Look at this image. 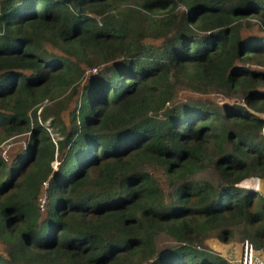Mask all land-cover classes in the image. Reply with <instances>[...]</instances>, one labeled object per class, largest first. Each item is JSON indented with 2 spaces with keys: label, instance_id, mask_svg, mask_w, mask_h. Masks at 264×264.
I'll return each mask as SVG.
<instances>
[{
  "label": "trees",
  "instance_id": "trees-1",
  "mask_svg": "<svg viewBox=\"0 0 264 264\" xmlns=\"http://www.w3.org/2000/svg\"><path fill=\"white\" fill-rule=\"evenodd\" d=\"M263 115L264 0H0V264L264 257Z\"/></svg>",
  "mask_w": 264,
  "mask_h": 264
},
{
  "label": "rangeland",
  "instance_id": "rangeland-1",
  "mask_svg": "<svg viewBox=\"0 0 264 264\" xmlns=\"http://www.w3.org/2000/svg\"><path fill=\"white\" fill-rule=\"evenodd\" d=\"M204 96L208 97L209 99H211L212 101L217 102V103L228 101V99L222 94L211 93V94H207ZM25 137H26L25 135H22V136H18L16 138H13L12 140L7 141L6 144H4L3 147L0 148V154L1 153L3 154L4 150H6L5 153L7 154V156L9 157V154L12 156V154H13L12 151H13L14 147L15 146L19 147L20 145L24 144V142L26 140ZM9 142H12V143L8 144ZM160 172L159 171L157 172L158 176H161ZM202 175L209 178V179L215 178L214 173L210 170L205 171ZM247 182L248 181L242 182V184H245ZM261 190H262V192H264V188H261ZM160 239L162 241L164 238L162 237ZM208 243L214 249L220 250L222 253H224V255L232 262H236L238 257L241 256L242 252H243L242 251V242L239 240H231L230 242H227V243H220V242L216 241L215 238H210L208 240ZM0 249H2L1 244H0Z\"/></svg>",
  "mask_w": 264,
  "mask_h": 264
},
{
  "label": "built area",
  "instance_id": "built-area-1",
  "mask_svg": "<svg viewBox=\"0 0 264 264\" xmlns=\"http://www.w3.org/2000/svg\"><path fill=\"white\" fill-rule=\"evenodd\" d=\"M264 116V115H263ZM262 133L264 134V124L262 126ZM11 144V143H8ZM6 150H4L3 152V156L5 158H8L7 154L5 153ZM57 160H54L52 162L53 166H56L57 164ZM254 179L255 178H251L250 179V184L253 187H257V185L253 184L254 183ZM255 180H257L258 182V178H256ZM47 182L44 181L43 185L46 186ZM45 197H46V191L43 192V194L40 197V205L43 206L44 202H45ZM242 255L238 257V259L236 260V262H232V264H264V257L257 254L252 246V244L250 242H248L247 240L242 242Z\"/></svg>",
  "mask_w": 264,
  "mask_h": 264
},
{
  "label": "bare ground",
  "instance_id": "bare-ground-1",
  "mask_svg": "<svg viewBox=\"0 0 264 264\" xmlns=\"http://www.w3.org/2000/svg\"><path fill=\"white\" fill-rule=\"evenodd\" d=\"M257 183H258L257 180L254 179V183L253 184L257 185Z\"/></svg>",
  "mask_w": 264,
  "mask_h": 264
},
{
  "label": "clouds",
  "instance_id": "clouds-1",
  "mask_svg": "<svg viewBox=\"0 0 264 264\" xmlns=\"http://www.w3.org/2000/svg\"><path fill=\"white\" fill-rule=\"evenodd\" d=\"M244 187H247V185H243ZM256 190H259L258 188Z\"/></svg>",
  "mask_w": 264,
  "mask_h": 264
},
{
  "label": "crops",
  "instance_id": "crops-1",
  "mask_svg": "<svg viewBox=\"0 0 264 264\" xmlns=\"http://www.w3.org/2000/svg\"><path fill=\"white\" fill-rule=\"evenodd\" d=\"M264 188V187H263ZM263 194H264V192H263ZM220 251V250H219ZM224 254V253H223Z\"/></svg>",
  "mask_w": 264,
  "mask_h": 264
},
{
  "label": "water",
  "instance_id": "water-1",
  "mask_svg": "<svg viewBox=\"0 0 264 264\" xmlns=\"http://www.w3.org/2000/svg\"><path fill=\"white\" fill-rule=\"evenodd\" d=\"M56 166H53V168H55Z\"/></svg>",
  "mask_w": 264,
  "mask_h": 264
}]
</instances>
